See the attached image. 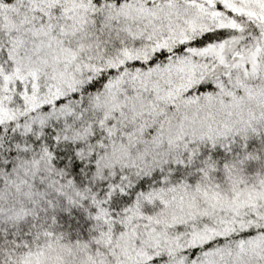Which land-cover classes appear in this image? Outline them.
<instances>
[{
  "label": "snow or ice",
  "instance_id": "6c2138e0",
  "mask_svg": "<svg viewBox=\"0 0 264 264\" xmlns=\"http://www.w3.org/2000/svg\"><path fill=\"white\" fill-rule=\"evenodd\" d=\"M0 264H264V0H0Z\"/></svg>",
  "mask_w": 264,
  "mask_h": 264
}]
</instances>
